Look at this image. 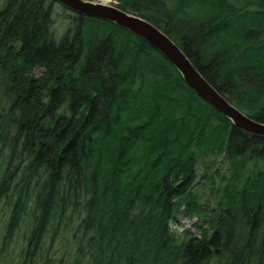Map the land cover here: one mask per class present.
Segmentation results:
<instances>
[{
	"label": "trees",
	"instance_id": "16d2710c",
	"mask_svg": "<svg viewBox=\"0 0 264 264\" xmlns=\"http://www.w3.org/2000/svg\"><path fill=\"white\" fill-rule=\"evenodd\" d=\"M113 1L264 123V0ZM1 203L0 264H39L68 230L76 264H264V139L131 32L55 0H0Z\"/></svg>",
	"mask_w": 264,
	"mask_h": 264
},
{
	"label": "water",
	"instance_id": "95a60500",
	"mask_svg": "<svg viewBox=\"0 0 264 264\" xmlns=\"http://www.w3.org/2000/svg\"><path fill=\"white\" fill-rule=\"evenodd\" d=\"M55 1L73 13L108 21L140 37L175 67L185 84L202 101L227 118L235 128L264 139V123L247 117L223 98L204 79L183 51L169 37L148 21L120 10L115 4L89 0Z\"/></svg>",
	"mask_w": 264,
	"mask_h": 264
},
{
	"label": "rangeland",
	"instance_id": "374dc122",
	"mask_svg": "<svg viewBox=\"0 0 264 264\" xmlns=\"http://www.w3.org/2000/svg\"><path fill=\"white\" fill-rule=\"evenodd\" d=\"M93 2H102L106 4H117L116 1L113 0H92ZM62 15V11L59 9V7L54 8V26H59V18ZM228 166V163L226 164ZM225 165V166H226ZM217 167H222V171H226L221 164H217ZM197 195V202L201 205H204L206 207H213L216 203V196L214 194H211L210 186L206 181H202L201 184L195 189L194 191ZM6 214V206L1 203L0 204V225L3 224ZM195 216V215H194ZM200 219V218H199ZM183 226H173V229L176 231L175 233H180L183 231L188 225V223L183 222ZM185 226V227H184ZM189 229V228H188ZM28 233V226L23 224L21 228L17 231L14 244L12 245V248L10 249V257L15 258L16 254L18 253L20 247L23 244V241L25 240V237H27ZM50 235V234H49ZM49 235L45 238V246L43 251V257L41 262L39 264H42L44 259L49 258L52 264H76L77 257L76 255H71L68 251L70 243V237L72 235V232H69V230L65 233H63V236L58 237L56 241L51 243ZM89 262L87 259L82 260L78 264H88Z\"/></svg>",
	"mask_w": 264,
	"mask_h": 264
}]
</instances>
